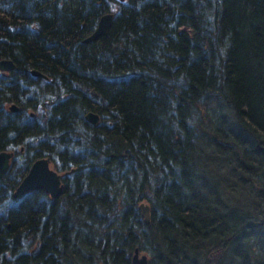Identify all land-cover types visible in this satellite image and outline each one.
<instances>
[{"label": "trees", "instance_id": "obj_1", "mask_svg": "<svg viewBox=\"0 0 264 264\" xmlns=\"http://www.w3.org/2000/svg\"><path fill=\"white\" fill-rule=\"evenodd\" d=\"M0 59V264H264V0H0Z\"/></svg>", "mask_w": 264, "mask_h": 264}, {"label": "water", "instance_id": "obj_2", "mask_svg": "<svg viewBox=\"0 0 264 264\" xmlns=\"http://www.w3.org/2000/svg\"><path fill=\"white\" fill-rule=\"evenodd\" d=\"M112 21V14L105 13L103 14L97 23L96 28L94 31L85 38V42L95 41L99 39L101 36L105 35L110 26ZM15 68V64L10 59H0V71L8 72ZM33 75H38L46 78L41 72L37 70H32ZM17 107L13 104L10 106V110H16ZM85 118L87 121L92 123L93 125H97L99 122V116L89 111ZM13 156L12 151H0V177L6 172V170L10 166V160ZM50 162L46 158H37L34 160L22 178V180L17 185L13 197H18L25 192L41 188L43 189L51 198H55L61 191L62 182H61V175L50 166ZM139 209L141 215L144 219V222L149 221V206L147 204L141 203L139 205ZM148 263V256L147 254L139 251L138 248L134 249L133 255L131 257V264H147Z\"/></svg>", "mask_w": 264, "mask_h": 264}, {"label": "rangeland", "instance_id": "obj_3", "mask_svg": "<svg viewBox=\"0 0 264 264\" xmlns=\"http://www.w3.org/2000/svg\"><path fill=\"white\" fill-rule=\"evenodd\" d=\"M1 73H3L4 75H7L8 74V72H3V71H1ZM21 162H22V158H20V157H17V159H16V162H15V164H16V166H18V165H20L21 164ZM14 164V165H15ZM51 164V163H50ZM31 166V165H30ZM53 169H55V167H54V165H50ZM56 170V169H55ZM57 171V170H56ZM61 176L63 175L61 172H59V171H57ZM143 253H145V254H147V256H148V259H149V255H148V253H146V252H144L143 251Z\"/></svg>", "mask_w": 264, "mask_h": 264}, {"label": "flooded vegetation", "instance_id": "obj_4", "mask_svg": "<svg viewBox=\"0 0 264 264\" xmlns=\"http://www.w3.org/2000/svg\"><path fill=\"white\" fill-rule=\"evenodd\" d=\"M9 108H10V107H9ZM12 111H14V110H12ZM12 159H13V156H12V158H11V160H10V164H11Z\"/></svg>", "mask_w": 264, "mask_h": 264}]
</instances>
